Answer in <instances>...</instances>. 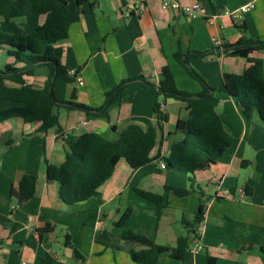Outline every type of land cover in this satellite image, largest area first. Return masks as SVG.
<instances>
[{"label": "crops", "instance_id": "obj_1", "mask_svg": "<svg viewBox=\"0 0 264 264\" xmlns=\"http://www.w3.org/2000/svg\"><path fill=\"white\" fill-rule=\"evenodd\" d=\"M61 1L68 13V36L55 47L61 51V64L76 70L83 85L53 80L56 98L69 101L74 94V102L99 108L107 92L122 80L132 81L125 86L120 103L109 109L107 118H92L78 109L59 106L58 126L44 133L38 132L39 123L19 117L0 122V264H41L47 255L51 264H136L130 254L148 247L123 240V231L154 242L162 251L157 264H210L209 258L214 259L213 264H263L264 122L258 113L245 119L235 99L224 93L216 94L215 112L232 145L217 161L192 176L158 165L159 159L169 156L179 137L177 121L190 119L185 104L174 99L161 104L167 120L156 128L152 162L132 170L120 160L110 179L90 199L64 204L58 184L46 179L45 169L47 164L59 166L64 162L65 136L94 133L115 141L130 124L156 127L152 106L162 99L146 90L140 77L156 84L161 69L167 66L178 91L201 94L202 85L175 60L176 52L189 54V66L212 89L221 85L224 75L242 74L250 60H260L264 69V49L252 52L249 59L223 53L225 46L244 37L264 42V0H175L183 5L199 4L218 14L213 23L163 11L160 6L166 0H131V5L124 0ZM138 4L144 10L136 13ZM246 5L253 7L241 20L221 14ZM44 20L45 15H40L37 25ZM11 22L23 34L35 29L23 18ZM242 25L245 33L238 29ZM0 31L11 33L3 20ZM13 64L6 49L0 48V71ZM45 71L24 79L33 88L42 89L48 81ZM14 105L0 101V110ZM26 175L33 177L34 191L28 201L18 204L10 193ZM191 186L193 191L185 197H177L169 189ZM219 188L229 191L231 197H216ZM136 190L162 198L165 207L160 216L154 203ZM127 209L130 216L123 226H116ZM198 211L202 220L192 228L193 235L188 224L195 221ZM180 238H187L188 248L177 261L168 257L167 251L175 248ZM196 240L201 247L197 252L193 251Z\"/></svg>", "mask_w": 264, "mask_h": 264}, {"label": "trees", "instance_id": "obj_2", "mask_svg": "<svg viewBox=\"0 0 264 264\" xmlns=\"http://www.w3.org/2000/svg\"><path fill=\"white\" fill-rule=\"evenodd\" d=\"M86 0H79L83 2ZM40 15H45L42 25H37ZM23 18L28 25L35 26L31 34H23L22 30L12 24V20ZM0 20L8 23L11 33L0 31V48L6 49L14 64L6 66L0 71V101H9L15 105L0 110V122L19 117L25 122L39 123L38 132L44 133L48 129L58 126L59 106L70 107L84 112L88 117L107 118L109 109L118 105L126 85L132 80H122L113 90L105 94L104 103L99 108H93L71 100L60 101L54 94V81L62 79L67 83L75 82L67 75L68 69L61 64V51L55 44L68 36V13L66 5L61 0H0ZM243 33L244 25L238 26ZM264 49V42L253 41L244 37L233 45L224 47L223 53L249 59V55ZM194 55H202L193 53ZM189 54L175 53V60L183 66L188 74L203 87V92L190 95L176 89L173 75L165 66L161 69L158 83L144 80L139 82L157 98L152 106L156 115L157 125L143 128L138 124H130L115 141H109L100 135L89 133L81 136H65L67 146L64 162L59 166L47 164L45 177L48 181L58 184V195L66 205H73L86 201L95 195L97 189L111 177L114 167L120 160H125L132 170H136L152 162L151 152L155 146L156 128L166 122L167 116L161 111V104L166 99H174L185 104L190 119L178 120L175 132L178 139L174 142L169 156L163 158L166 170H174L191 175L206 169L217 161L231 147L232 138L218 115L215 106L217 93H224L235 99L245 119L249 120L254 113H258L264 122V69L260 60H250L251 65L240 75L227 74L223 76L221 85L212 89L206 81L188 64ZM14 65H21L15 67ZM46 69L48 81L42 89H35L27 84L24 77L33 76ZM13 83L16 87L8 86ZM211 91V93H210ZM195 97V98H193ZM193 183V179L190 178ZM177 197L188 196L193 190L169 188ZM34 191L32 176H23L17 189L11 190V197L18 204L28 201ZM145 200L151 201L156 207V214L160 216L165 203L158 195L136 190ZM251 190L247 192L250 194ZM131 210L115 222L116 226H123ZM201 212L195 215V221L188 224L190 234L195 235L192 228L201 222ZM68 235L66 238L68 239ZM122 239L133 241L148 248L140 252H132L131 260L136 264H157L162 251L151 240L131 231H123ZM196 237V236H195ZM65 244H69L68 240ZM188 248L187 238H180L177 246L167 251V256L181 261ZM260 250L264 253V247ZM213 264L214 259H208ZM41 264H51L52 258L47 255L41 258ZM264 264V259H263Z\"/></svg>", "mask_w": 264, "mask_h": 264}, {"label": "built area", "instance_id": "obj_3", "mask_svg": "<svg viewBox=\"0 0 264 264\" xmlns=\"http://www.w3.org/2000/svg\"><path fill=\"white\" fill-rule=\"evenodd\" d=\"M124 2L130 5L132 4L131 0H124ZM252 7H253L252 5H246L234 11H229L225 9L221 12V14L230 17L232 20L237 21V20H241L243 14L248 12L250 9H252ZM160 8L163 11H173L176 13H181L190 18L200 17L208 23H213L215 19L219 16L218 14L211 13L206 7L201 6L199 4L183 5V4L178 3L175 0H166L162 2ZM143 10H144V7L141 4H138V6L136 7L134 11L137 13V12H142ZM128 15H129V12L126 13V16ZM214 44L216 46H220V43L218 40H214ZM67 75L69 77L74 78L75 84L77 86L83 85V79L80 76V74L76 72V70L69 69L67 71ZM158 165L161 169H165V163L161 159L158 160ZM216 197L228 198V197H231V194L229 191L222 190L219 188L216 192ZM198 229H201L200 225L198 226ZM200 249L201 247L199 244V240H196L193 251L197 252Z\"/></svg>", "mask_w": 264, "mask_h": 264}, {"label": "water", "instance_id": "obj_4", "mask_svg": "<svg viewBox=\"0 0 264 264\" xmlns=\"http://www.w3.org/2000/svg\"><path fill=\"white\" fill-rule=\"evenodd\" d=\"M53 80H54V79L52 78V79H51V82H53ZM210 93H211V91H210ZM193 98H195V97H193Z\"/></svg>", "mask_w": 264, "mask_h": 264}]
</instances>
